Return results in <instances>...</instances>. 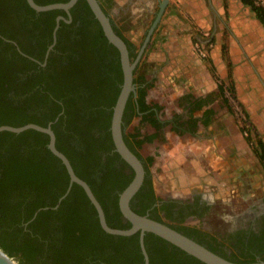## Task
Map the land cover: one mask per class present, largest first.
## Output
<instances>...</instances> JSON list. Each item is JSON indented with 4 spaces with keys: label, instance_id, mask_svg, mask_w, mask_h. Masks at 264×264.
I'll return each mask as SVG.
<instances>
[{
    "label": "flooded vegetation",
    "instance_id": "1",
    "mask_svg": "<svg viewBox=\"0 0 264 264\" xmlns=\"http://www.w3.org/2000/svg\"><path fill=\"white\" fill-rule=\"evenodd\" d=\"M69 1L34 0L38 5ZM98 1L121 33L104 1ZM106 41L111 44L88 0H76L68 10H38L29 0H0V117L33 119L26 124L52 128L57 149L70 162L64 148L86 157V179L74 169L76 174L90 185L108 227L129 230L133 223L120 199L135 170L117 151L111 122L109 128L95 127L83 106L91 94L83 79L97 78ZM60 85H64L62 93L56 92ZM72 97L76 101L68 104ZM133 97L135 93L128 102ZM128 102L123 136L146 170L130 199L132 211L166 224L228 260L264 261V185L248 192L250 187L237 180L234 186L239 193L234 188V199L222 209L218 199L201 192L188 196L159 192L148 157L125 130L132 111ZM49 144L50 135L37 129L0 135V217L5 223L14 222L7 226L21 230V240L37 246L35 264H208L155 232L106 230L96 205L71 180Z\"/></svg>",
    "mask_w": 264,
    "mask_h": 264
},
{
    "label": "crops",
    "instance_id": "2",
    "mask_svg": "<svg viewBox=\"0 0 264 264\" xmlns=\"http://www.w3.org/2000/svg\"><path fill=\"white\" fill-rule=\"evenodd\" d=\"M174 1L196 5L191 11L199 12L188 14L202 27H213L209 39L214 42L194 36L191 27L175 18L165 24L163 15V29L159 25L148 44L152 71L145 101L155 111L147 118L155 183L163 194L201 192L231 201L239 193L237 180L250 187L248 192L262 186V161L234 121L220 85H233L248 118L256 122L253 140L264 142V26L242 0ZM172 23L178 30H172ZM193 40L206 44V58L196 54ZM157 120L164 124L157 127Z\"/></svg>",
    "mask_w": 264,
    "mask_h": 264
},
{
    "label": "water",
    "instance_id": "3",
    "mask_svg": "<svg viewBox=\"0 0 264 264\" xmlns=\"http://www.w3.org/2000/svg\"><path fill=\"white\" fill-rule=\"evenodd\" d=\"M76 0H70L66 3H55L48 5H38L34 2V0H29L31 5L38 10H50L56 8L69 9L71 5ZM96 17L99 19L104 32L108 38V40L119 50L121 56V64L123 70V83L121 85L120 93L117 97L116 103L113 107L112 121H111V131L112 137L116 146L117 151L122 155V157L134 168L135 176L131 183L125 188V190L121 194L120 204L124 214L131 220L133 223V228L129 230H116L108 227L105 216L103 213V209L96 199L90 185L80 178L68 157L61 151H59L56 147V136L52 128L44 127L38 124L29 123L22 126H12V125H1L0 132L2 131H11L15 133H20L22 131L28 129H37L43 132H47L50 135V148L51 150L64 162L66 165L68 172L71 176V180L80 184L92 200V202L96 205L103 226L106 230L119 233V234H130L139 229L148 230L155 232L166 239L176 243L180 247L186 249L190 253L196 255L201 258L204 262L208 264H264V261H256V262H248V263H240L228 260L221 255L211 251L210 249L204 247L203 245L197 243L193 239L181 234L180 232L170 228L164 223L159 221L150 219L146 216H141L136 214L130 208L129 202L132 198L133 194L139 189L141 186L144 177H145V166L142 160L130 149L127 145L124 136H123V116L126 108V104L128 102L129 97L132 93L137 94V87L134 81V71L140 62L144 52L146 51L148 44L157 29L164 12L169 4L170 0H161L159 4V10L156 13V16L147 30L146 36L137 52V55L134 60H131L130 51L128 49V44L124 40L122 36H120L114 29L110 16L104 11L102 6L100 5L98 0H88ZM0 264H20V262L13 256H11L8 252H6L0 245Z\"/></svg>",
    "mask_w": 264,
    "mask_h": 264
},
{
    "label": "trees",
    "instance_id": "4",
    "mask_svg": "<svg viewBox=\"0 0 264 264\" xmlns=\"http://www.w3.org/2000/svg\"><path fill=\"white\" fill-rule=\"evenodd\" d=\"M242 2L250 7L252 12H254L256 18H258L264 26V0H242ZM119 34L124 38L125 41L127 40L121 33ZM101 52V54L103 55V61L99 64V74L97 78L94 80L83 79V84L86 86L85 89L90 90L91 94L90 96H87L85 98V101L82 99L81 102L84 101V108L87 109L93 116V125L95 127L109 128L113 114V107L116 103L117 97L121 90V85L123 83V70L120 52L112 43L110 44L106 41L105 47H103ZM130 55L131 58H134L136 56L135 52H132ZM70 70L72 71L73 68H70ZM59 87V89H56V92L62 93L64 85H60ZM75 87V83L71 85V88ZM147 87L148 84L138 85L136 97H133V99L128 102V109H131L132 111L130 113V118L127 120V123L131 122V119L135 114L141 113L143 115V120H147L148 117H153L155 115V111L153 110V108L145 101ZM220 87L222 91L225 92V84L223 82L221 83ZM228 88L232 92V94H235V89L233 88L232 84H230ZM76 98L72 97L70 99H67L68 104L74 103L76 101ZM32 120L33 119L30 118L7 115L0 117V125L10 124L19 126L31 122ZM163 124L164 122L161 120H157L156 122L157 127H161ZM4 133L11 134V132L7 131ZM107 133L110 134V131H107ZM253 138L254 137L250 134L247 139L249 142L255 145V147L257 146L255 150L260 155L261 161L264 164V142L257 139L256 141H253ZM126 140L133 148L134 146L129 141V139L127 138ZM64 152L70 157L74 169L77 171L78 175L86 179L87 158L83 156L81 157L80 155L78 156L74 152L69 151L66 148H64ZM13 223L14 222L5 223V221H3V218L0 217L1 247L11 256L15 257L20 262V264H35V256L38 249L37 246H35V244L28 239L21 240V230H14L12 229V226H7Z\"/></svg>",
    "mask_w": 264,
    "mask_h": 264
},
{
    "label": "rangeland",
    "instance_id": "5",
    "mask_svg": "<svg viewBox=\"0 0 264 264\" xmlns=\"http://www.w3.org/2000/svg\"><path fill=\"white\" fill-rule=\"evenodd\" d=\"M103 1H104L105 8L107 9L111 17L114 19L115 23L118 25V28L121 34L132 44L133 51L135 52V55H136L146 36L147 30L150 28L156 16V13L159 10V4L161 0H103ZM170 4H172V6ZM168 6H169V10L166 13ZM168 6L164 12V16L166 15L165 24H168L170 18H175L177 22H179L180 24L181 22H183L184 25L191 27L193 30L194 36L199 35L200 38L204 40L207 38L208 40L207 42L213 41V38L209 39V37H211L213 34V27L212 26L207 27V28L202 27L197 22L198 18L193 17V14L190 15L191 13L199 12L197 9L194 11H191L193 10V8H195L196 6L195 4H190L187 2V3H182L179 5L178 2L175 3L174 0L173 1L170 0ZM210 17L212 18L213 15L211 16L210 14ZM163 18L161 19L159 23V25H161L160 29H163L162 27H164V23L162 21ZM178 27L180 26L173 27V23H172V30L177 29ZM222 31H225V30L223 29ZM167 42L168 41H165L164 43H167ZM195 44L196 42L193 40V48L196 54L198 55ZM209 49L211 48L209 47ZM146 51L144 52L140 62L138 63L134 71V81L136 83V87H138V85L140 84H145L148 80L147 75H149L152 71V66H150V60L148 59V57L151 55L153 49L152 51H148L149 53L148 55ZM135 57L131 58V60H134ZM230 101L235 111V112L233 111L232 117L234 121L236 122L237 126L240 128L244 138L248 141L247 139L248 137H246L242 126H244V123H246L247 125L249 124L251 131H255L256 129L258 130L257 126L255 125L256 122L254 121L255 122L254 124L253 118L252 119L248 118V120L246 121L245 118L243 117V112L241 108L243 107L245 109L246 106L244 102L240 99L238 93H237L236 99H230ZM148 123L150 122H148L147 120H143L140 116L136 115L132 118V121L126 125V128H125L126 132L129 134L130 140L132 141V143L135 145L137 150L144 156L146 160H147V157L149 159V155H152L154 153L153 144L152 143L149 144V142L152 141V136H149L150 129H149ZM159 139L161 140L162 138L159 137ZM248 143L254 146V148L256 149L257 146L255 147V145H253L249 141ZM158 157H155L156 158L155 163L161 164V159L160 158L158 159ZM149 162L151 166H153L151 159H149ZM161 169L162 168L160 167V170ZM260 171L262 172V175H263V178L261 181H262V184L264 185V166L263 165ZM215 193L219 194L217 192ZM213 196H216V195H213ZM218 202L220 204V207L218 209H222V208H227L226 204L230 203L231 201H226V200L221 199Z\"/></svg>",
    "mask_w": 264,
    "mask_h": 264
},
{
    "label": "built area",
    "instance_id": "6",
    "mask_svg": "<svg viewBox=\"0 0 264 264\" xmlns=\"http://www.w3.org/2000/svg\"><path fill=\"white\" fill-rule=\"evenodd\" d=\"M211 45V43H210ZM209 45V46H210ZM195 47H196V50L198 52V54L201 56V57H207L208 56V47L206 46V44L202 43L201 40H198L196 41V44H195ZM225 92H226V95H227V99L230 103V107L232 109V112L234 111V107L230 101V99H236V95L235 94H232V92L229 90V88H225ZM242 107V106H241ZM242 112H243V117L245 118V120L247 121L248 120V116L244 110V108L242 107ZM235 112V111H234ZM244 120V121H245ZM243 129H244V132H245V135L246 137H248L250 134H252V131L250 129V126L249 124L247 125L246 123H244V126H242Z\"/></svg>",
    "mask_w": 264,
    "mask_h": 264
}]
</instances>
